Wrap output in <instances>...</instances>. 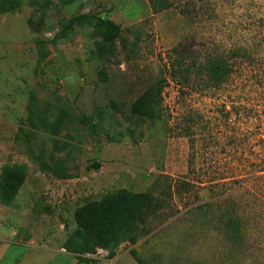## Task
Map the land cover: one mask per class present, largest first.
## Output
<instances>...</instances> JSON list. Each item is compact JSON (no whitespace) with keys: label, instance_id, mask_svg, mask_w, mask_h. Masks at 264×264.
<instances>
[{"label":"rangeland","instance_id":"374dc122","mask_svg":"<svg viewBox=\"0 0 264 264\" xmlns=\"http://www.w3.org/2000/svg\"><path fill=\"white\" fill-rule=\"evenodd\" d=\"M174 1L158 15L148 0L0 7V185L6 168L27 174L16 200L0 189V264H137L133 250L147 264H264V0ZM78 16L88 18L67 30ZM99 20L138 38L134 52L117 41L114 57L100 60ZM245 44L253 58H224L233 72L220 89L170 80L168 57L180 46L202 61ZM161 75L163 121L115 111ZM32 107L47 125L33 128L29 148L21 138ZM152 187L171 189L149 235L121 243L113 259L70 252L80 207Z\"/></svg>","mask_w":264,"mask_h":264},{"label":"trees","instance_id":"16d2710c","mask_svg":"<svg viewBox=\"0 0 264 264\" xmlns=\"http://www.w3.org/2000/svg\"><path fill=\"white\" fill-rule=\"evenodd\" d=\"M148 3L155 15L175 8L174 0H148ZM7 5L15 10L20 7L21 2L20 0L5 3L0 1V7ZM87 18V16L73 18L67 30H73ZM98 23L101 40L95 43V52L100 60L107 62L114 57L117 41L120 42L124 51L133 47L132 53L137 48L138 38L135 41L125 38L120 26L106 20H99ZM128 33L130 34V31ZM253 53L252 45H234L229 50L228 56L222 54L205 57L206 59L202 61H192L180 46L172 50L168 57L170 58L168 73L170 80L181 88L199 87L203 91H213L226 84L233 72L229 61L224 58H253ZM166 85L167 80L161 75L135 101L130 104L117 102L113 104V108L127 121H163V93ZM125 108L127 113L124 111ZM29 113L30 126L26 131H22L24 137L21 139L25 140L31 148L33 128L37 124L46 126L47 119L44 112H39L36 107H32ZM190 133L189 130L187 137L191 139ZM26 180L27 174L23 169L6 168L4 170L0 189L7 202L17 199ZM153 188L144 193L122 192L80 207L75 214L76 243L70 242L68 247L70 252L95 255L99 253V250H103L109 252V259H113L121 243L129 242L131 245H136L141 238L149 235L151 231L148 230V223L168 207L171 189L155 194ZM225 229L231 231L230 236L239 237L240 235L239 224L235 220H229ZM130 254L137 264H147L137 251L133 250Z\"/></svg>","mask_w":264,"mask_h":264}]
</instances>
